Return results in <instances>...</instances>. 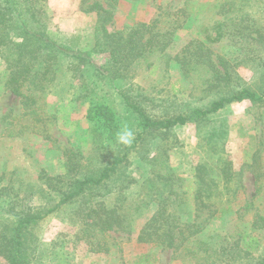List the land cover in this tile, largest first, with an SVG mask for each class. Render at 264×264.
Wrapping results in <instances>:
<instances>
[{
	"label": "trees",
	"instance_id": "trees-1",
	"mask_svg": "<svg viewBox=\"0 0 264 264\" xmlns=\"http://www.w3.org/2000/svg\"><path fill=\"white\" fill-rule=\"evenodd\" d=\"M86 2L81 0L82 6L87 5L82 11L97 16L93 45L73 50L50 37L48 0H0L2 87L21 98L32 114H37L44 96L59 94L60 84L70 100H88L87 121L100 129L104 137L101 151L106 152L92 162L69 151L64 174L52 177L40 169L36 185L23 184L14 171L8 180L0 173V258L5 264L44 263L48 250L45 253V245L33 232L50 215L67 208L73 210L71 225L84 232L82 238H89L88 252L106 254L109 248L100 236L107 232L129 234L132 223L155 206L137 235V244L172 250L185 262L191 260L185 264H264V247L258 249L261 245L254 233L241 232L231 242L227 236L203 238L213 218L233 212L232 205L242 190L240 174L233 171L224 149L226 125L218 121L212 125L211 121L233 103L249 101L264 108V93L237 88L228 60L210 56L207 45L221 42L225 35L222 25L214 24L213 37L206 35L204 42L190 40L171 54L176 31L184 23V10L158 9L149 24L108 31L109 8L119 0H106V8L97 1ZM254 32V37L247 35L251 42L264 38V30ZM95 56L105 58L98 64ZM158 70L156 84L149 89L134 84L140 73ZM169 71L179 75V89L169 83ZM194 74L200 79L196 90L200 93L190 102L187 89ZM98 81L117 85L123 117L91 101ZM206 92L213 98L203 105L195 103L206 98ZM124 125L135 134L129 146L116 142ZM185 125L196 127L200 148L204 145L187 199L175 188L168 155L179 145L173 130ZM207 126L210 130L205 132ZM252 159L249 168L258 194L264 158L254 155ZM34 199L40 200L36 207L25 204ZM254 228L264 231V216L251 225V230Z\"/></svg>",
	"mask_w": 264,
	"mask_h": 264
},
{
	"label": "rangeland",
	"instance_id": "rangeland-1",
	"mask_svg": "<svg viewBox=\"0 0 264 264\" xmlns=\"http://www.w3.org/2000/svg\"><path fill=\"white\" fill-rule=\"evenodd\" d=\"M94 1L106 8V0H87L86 3ZM83 6L81 0H48L49 34L54 41L73 50H87L93 45L97 16L95 13H84L81 8L87 5ZM158 9L185 11L181 19L184 23L176 31L171 54L178 52L190 40L204 42L206 35L213 37L212 27L216 23L221 24L225 35L219 44L207 45L210 56L228 60L231 79L237 88H251L257 93H264V38L258 39V43L251 42L250 38L255 36V29L264 30V0H119L109 8L111 16L106 28L108 31H121L136 23L149 24L156 18ZM103 58L105 56H95L94 60L100 64ZM3 68L0 60V173L3 172L7 180L13 171L23 184L32 185H36L40 169L48 176L62 175L65 154L71 155L69 151L77 154V158L82 157V161L89 158L94 162L106 155L101 151L104 137L100 129L87 121L88 100H70L69 93L60 84L59 94L44 96L38 103L40 109L37 114H32L23 106L21 98L2 87ZM158 74L159 70L153 74L142 72L134 84L149 89L156 84ZM168 76L169 83H175L174 88L179 89V75L169 71ZM202 76L208 79L207 74ZM97 84L99 87L91 101L107 106L116 116L123 117L125 112L116 93L117 85L107 86L104 81ZM199 84L200 79L194 74L187 89L190 92L188 101L199 95L200 92L196 91ZM161 88L162 85H158V89ZM205 95L206 98L195 103L203 105L213 98L212 93L206 92ZM34 119L38 121L33 123ZM217 121L224 123L228 130L224 149L232 161L233 171L240 174L242 190L232 205L233 212L213 218L203 238L227 236L231 239L226 240L231 242L232 237L236 238L234 235L241 232L248 235L254 233L258 236L261 245L258 249L261 251L264 231L251 230V225L264 216V179L257 194L255 189L258 184L249 165L254 155L264 158V108H258L249 101L233 103L213 118L211 124ZM209 130L207 126L205 132ZM173 132L179 145L168 153L169 164L176 176L175 188L183 192L184 199H187L194 167L204 145L200 148L201 135L194 125L179 126ZM25 204L36 207L40 200L26 201ZM154 212L155 206H152L133 222L129 234L107 232L100 236L109 248L106 254L88 252L89 238H82L84 232L71 225L72 208L52 214L33 232L34 237L45 245L42 247L45 253L48 250L46 261L41 264L190 263L191 260L185 262L172 250L137 244L140 229ZM257 224L262 225L261 222ZM52 243L54 245L50 248ZM0 264H5L1 258Z\"/></svg>",
	"mask_w": 264,
	"mask_h": 264
},
{
	"label": "clouds",
	"instance_id": "clouds-1",
	"mask_svg": "<svg viewBox=\"0 0 264 264\" xmlns=\"http://www.w3.org/2000/svg\"><path fill=\"white\" fill-rule=\"evenodd\" d=\"M134 139L135 134L127 125L122 126L116 134V142L123 146L131 145Z\"/></svg>",
	"mask_w": 264,
	"mask_h": 264
}]
</instances>
